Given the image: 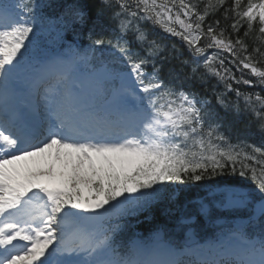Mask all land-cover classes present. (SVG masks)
I'll return each instance as SVG.
<instances>
[{"label": "snow or ice", "instance_id": "obj_1", "mask_svg": "<svg viewBox=\"0 0 264 264\" xmlns=\"http://www.w3.org/2000/svg\"><path fill=\"white\" fill-rule=\"evenodd\" d=\"M49 6L0 0V264H264V143L233 142L216 112L248 116L264 136V95L240 87L264 89V0H74L55 18ZM93 12L87 48L40 47L43 32L62 44ZM139 21L180 38L191 60L172 63ZM81 67L90 89L74 78ZM225 175L255 188H225L216 201V186L204 185L206 196L176 202ZM165 202L180 230L213 205L244 216L203 243L191 227L182 244L161 229L118 238L127 217Z\"/></svg>", "mask_w": 264, "mask_h": 264}, {"label": "trees", "instance_id": "obj_2", "mask_svg": "<svg viewBox=\"0 0 264 264\" xmlns=\"http://www.w3.org/2000/svg\"><path fill=\"white\" fill-rule=\"evenodd\" d=\"M74 0H49V4L50 6L45 10L46 13L55 18L57 16L60 15V13L63 11V6L69 3H73ZM79 3L84 4L87 7L92 6L95 3V0H78ZM230 2V0H229ZM246 3V0H245ZM202 7V5H201ZM223 9H221L220 12L216 13V18L221 20V26H224V21L222 18V13ZM142 14V13H141ZM94 12L90 13V17L87 21V23H85L82 27L77 25L76 26V34L73 35L72 32H69L66 36V38L68 39V41H79L85 45H89V37H88V33H89V29L92 28V21L94 19ZM212 17L209 16L206 18L205 23L211 22ZM104 23L108 24V20L106 18H104ZM139 24L141 26V28L148 34L149 39H155L159 44H161L164 49H165V53L168 54L170 57H175V59L172 60V63H179L180 61H185V60H191V56L190 53L188 51L187 45L180 40V38L178 37H172L164 32H162V30L159 28V26L153 25L152 22L150 21H139ZM110 27H114L115 25H109ZM258 27V23L254 24V28ZM246 28V24L244 26V28H241V31L239 33V35L243 36L244 30ZM98 30V29H97ZM228 31L231 32V29L228 28ZM107 35V33H106ZM256 35V33H253L252 36H250L248 38V43L250 45V47L253 45L254 43V36ZM128 39L131 41L132 40V35L129 34ZM204 41L201 40V44H203ZM134 45H136L135 43H133L131 46L133 47ZM138 46V45H136ZM139 47V46H138ZM217 51L216 49H208L207 52L209 54H211L212 52ZM225 56H227L228 54L225 53ZM202 71V69H201ZM233 71L235 72V69H233ZM248 70H245V72L247 73ZM165 72H167V67L165 68ZM237 75V77H239L240 73L236 72L235 73ZM246 78L251 79L253 82V78L252 76H247ZM179 83V81H178ZM217 81L216 79L213 77L210 79V84H216ZM242 88V90L244 91H249V92H260V88L261 86L256 85L255 83L253 84L252 88L249 89L247 88V85H243L240 86ZM218 90L222 91L223 90V85H218ZM261 93V92H260ZM231 95L234 96L233 93H231ZM261 95H264V91L261 93ZM222 118V132L229 136L233 142H235V140L237 139V137L239 138H245V135L247 137V134H249V138H252L251 141H253L254 143L257 144V146H260L262 143H264V136H262V134L257 130L256 127H254L255 125H253L252 127L249 124V120L250 118H244V120L242 122H240V116H237L236 114L232 115V112L225 114L224 116H221ZM245 123H247L248 125H244ZM246 139V138H245ZM223 183L226 185H238V186H253L255 187V185L252 183V181L250 179H245V178H241L238 175L235 176H229V175H225V176H221V177H216L215 179L211 180V181H204V183ZM203 183V182H200ZM198 185V184H197ZM197 185H192L187 191L182 192L178 195L177 197V203L182 204V202H185V200H189L193 197V192L197 189ZM165 208H171L172 212L170 213H165L164 209ZM175 212V207L172 204H168L167 202L165 203H159L157 205H155L154 207H152L148 213H146L142 218L146 219V217L148 216V221H142L141 222V226L139 227V229L143 232H149L150 229L152 228H161V227H165L167 226L169 223H171V219L172 217L171 214Z\"/></svg>", "mask_w": 264, "mask_h": 264}, {"label": "bare ground", "instance_id": "obj_3", "mask_svg": "<svg viewBox=\"0 0 264 264\" xmlns=\"http://www.w3.org/2000/svg\"><path fill=\"white\" fill-rule=\"evenodd\" d=\"M73 75H74V78H75L76 80L82 82L83 85H84V88L87 89V88L85 87V82H84V81H87V78H83V79H82V77H80V75H75V74H73Z\"/></svg>", "mask_w": 264, "mask_h": 264}, {"label": "rangeland", "instance_id": "obj_4", "mask_svg": "<svg viewBox=\"0 0 264 264\" xmlns=\"http://www.w3.org/2000/svg\"><path fill=\"white\" fill-rule=\"evenodd\" d=\"M84 75H88L89 76V74H84ZM221 195L223 196V198H224V196L226 195V192L225 191H223L222 193H221Z\"/></svg>", "mask_w": 264, "mask_h": 264}]
</instances>
